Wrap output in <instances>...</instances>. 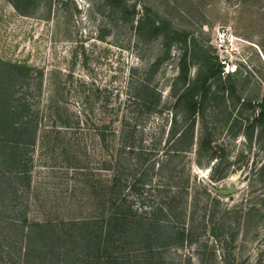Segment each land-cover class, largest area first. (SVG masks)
Here are the masks:
<instances>
[{"label": "trees", "instance_id": "trees-1", "mask_svg": "<svg viewBox=\"0 0 264 264\" xmlns=\"http://www.w3.org/2000/svg\"><path fill=\"white\" fill-rule=\"evenodd\" d=\"M128 1L104 0L103 11L116 12L142 41L161 38L163 54L129 81L124 100L114 74L109 82L78 74L76 53L66 67L0 59V264H217L210 239L235 240L229 211L218 209L207 186L190 196L179 164L193 147V127L182 126L178 109L193 115L220 67L205 52L202 75L188 81L195 38L146 8L134 26ZM176 42L185 46L176 84L188 85L180 94L174 85L170 105L152 77ZM258 106L263 122L264 97ZM210 138L205 129L198 148L208 161ZM145 187L152 188L150 204L137 210L133 195L142 197ZM192 246L195 260L185 252Z\"/></svg>", "mask_w": 264, "mask_h": 264}, {"label": "rangeland", "instance_id": "rangeland-1", "mask_svg": "<svg viewBox=\"0 0 264 264\" xmlns=\"http://www.w3.org/2000/svg\"><path fill=\"white\" fill-rule=\"evenodd\" d=\"M128 2L135 5L134 26L146 8L165 18L174 30L195 38L197 50L187 49L193 54L188 81L202 75L206 54L215 57L220 72L211 81L207 100L193 115L182 105L178 109L182 126L193 127V147L181 156L179 164L188 179L190 196L199 187L207 186L220 200L218 209L229 211L227 230L235 234V240L225 244L222 238L210 239V244L215 245L217 264H224L223 257L230 264H264V121L257 118L258 103L264 97V0ZM103 3L104 0H0V59L39 66L59 60L66 67L76 53L78 74H95L103 82H109L114 74L113 82L124 100L129 81L163 54L162 41H142L130 24L117 20L116 12H104ZM79 42L85 46L86 65ZM184 52L183 43H171L169 56L152 77L163 100L170 105L188 85L176 84L175 80ZM170 105L167 108L174 113ZM205 129L210 132L214 152L210 162L204 152L198 155ZM182 146L189 151L187 143ZM220 171L224 177L217 181ZM229 186L238 189L230 195L217 194L216 188ZM151 190L145 187L142 197L133 195L137 210L148 207ZM205 204L201 194L200 214ZM67 209L73 217L78 214L73 206ZM195 247L185 251L191 252L194 260Z\"/></svg>", "mask_w": 264, "mask_h": 264}, {"label": "water", "instance_id": "water-1", "mask_svg": "<svg viewBox=\"0 0 264 264\" xmlns=\"http://www.w3.org/2000/svg\"><path fill=\"white\" fill-rule=\"evenodd\" d=\"M238 188L236 186H229L228 188H219L218 192L221 195H230L236 192Z\"/></svg>", "mask_w": 264, "mask_h": 264}]
</instances>
